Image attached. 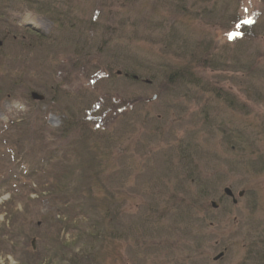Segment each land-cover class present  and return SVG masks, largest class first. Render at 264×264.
Here are the masks:
<instances>
[{
    "label": "rangeland",
    "instance_id": "1",
    "mask_svg": "<svg viewBox=\"0 0 264 264\" xmlns=\"http://www.w3.org/2000/svg\"><path fill=\"white\" fill-rule=\"evenodd\" d=\"M260 241L264 0H0V264H264Z\"/></svg>",
    "mask_w": 264,
    "mask_h": 264
},
{
    "label": "trees",
    "instance_id": "2",
    "mask_svg": "<svg viewBox=\"0 0 264 264\" xmlns=\"http://www.w3.org/2000/svg\"><path fill=\"white\" fill-rule=\"evenodd\" d=\"M45 12H49V10L48 9H46L43 13H45ZM56 20L57 19H55V20H52L54 23L56 22ZM34 34H36L39 38H45V35H43L41 32H39V31H36V30H34ZM188 68V67H187ZM188 71V69L187 70H183V71H179V73H178V78H180V79H182V78H184L183 80H184V82H190V83H192L190 80L188 81V77L186 76V75H191L190 73H188L187 72ZM83 127V126H82ZM81 127V128H82ZM94 131H90L89 133H91L90 135H92V134H94V135H92V136H97L98 134H99V132L97 131V130H99L100 128H92ZM61 131V133L63 134V133H66V132H64L66 129H65V126L64 127H62L61 129H60ZM92 132H97V133H92ZM61 134V135H62ZM61 137V136H60ZM99 137L100 138H103V133H100L99 134ZM191 210V209H190ZM261 242V241H260ZM260 242H259V244H260ZM260 246H261V248H262V250H264V242H261V244H260ZM264 253V252H263ZM262 258H264V257H262ZM261 258V259H262Z\"/></svg>",
    "mask_w": 264,
    "mask_h": 264
},
{
    "label": "water",
    "instance_id": "3",
    "mask_svg": "<svg viewBox=\"0 0 264 264\" xmlns=\"http://www.w3.org/2000/svg\"><path fill=\"white\" fill-rule=\"evenodd\" d=\"M32 96H33L34 98H37V99H41V98H42L40 95H37V94H35V93H33ZM153 98H154V97H153ZM224 192H225L228 196H232V195H233L232 192H231V190H230L228 187H225V188H224ZM241 194H242V192H239V195H241ZM233 201H235V200L233 199ZM211 204L213 205V207H216V205H217L215 202H212ZM221 255H222V253L218 254V256H216L215 259L221 257Z\"/></svg>",
    "mask_w": 264,
    "mask_h": 264
},
{
    "label": "snow or ice",
    "instance_id": "4",
    "mask_svg": "<svg viewBox=\"0 0 264 264\" xmlns=\"http://www.w3.org/2000/svg\"><path fill=\"white\" fill-rule=\"evenodd\" d=\"M231 38V37H230Z\"/></svg>",
    "mask_w": 264,
    "mask_h": 264
}]
</instances>
